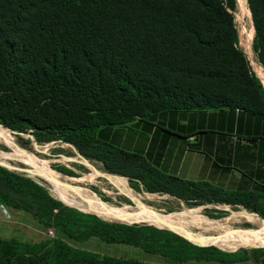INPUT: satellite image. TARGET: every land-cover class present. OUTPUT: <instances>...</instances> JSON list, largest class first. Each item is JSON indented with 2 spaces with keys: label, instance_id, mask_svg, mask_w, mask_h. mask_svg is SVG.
Instances as JSON below:
<instances>
[{
  "label": "trees",
  "instance_id": "trees-1",
  "mask_svg": "<svg viewBox=\"0 0 264 264\" xmlns=\"http://www.w3.org/2000/svg\"><path fill=\"white\" fill-rule=\"evenodd\" d=\"M236 4L0 0V126L22 141L27 134L37 143L72 145L110 173L139 179L147 192L168 193L194 206L238 205L264 219V189L229 191L183 180L100 135L105 128L152 119L165 110L239 108L264 117V86L239 44ZM248 4L253 49L264 66V0ZM1 205L28 213L42 227L76 242L97 238L176 263L264 264V246L229 252L147 223L108 221L66 205L36 179L3 165ZM53 241L0 236V264H147L87 250L57 251Z\"/></svg>",
  "mask_w": 264,
  "mask_h": 264
},
{
  "label": "rangeland",
  "instance_id": "rangeland-1",
  "mask_svg": "<svg viewBox=\"0 0 264 264\" xmlns=\"http://www.w3.org/2000/svg\"><path fill=\"white\" fill-rule=\"evenodd\" d=\"M247 4H248V0H245L246 6L243 10V8L239 5V0H237L236 9L234 11V16H235V22H236V26H237L238 34H239V44L241 48L243 49V51L246 53V55H248L249 57L247 48L244 45L247 39V36L242 32L243 24H245V26L248 29H250L251 24H253V19L251 23L250 17L246 10V8L250 10L249 4L248 5ZM251 17H252V14H251ZM254 34H255V30H254ZM253 39H254V35L252 38L253 58L258 63H260L253 49ZM249 61L251 62L250 58H249ZM2 127L8 130V128L4 126ZM129 128H131L130 125H129ZM8 131L14 139V143H16L15 145L18 148L25 150L33 157L34 159V160L32 159L33 164L31 165L29 163H26V161L24 160L22 161L19 160V158L8 156V154L14 153L15 148L17 147L10 146L4 139H0V156H1L0 162L1 161L4 162L12 170L25 173L28 176L36 179L38 182H40L41 184L45 185L48 188L49 192L54 198L62 201L66 205L75 207L83 212L93 213V214L100 216L99 214L93 212L92 210H89L85 208L84 206H81L77 202L71 203L69 200H67L63 196V190L50 184L38 172V169H36L35 167L38 168L42 166L43 164H46L51 170L61 173L63 175L62 179H64L65 183L67 184L69 183L73 186L78 185L79 186L78 188L80 190L97 197L101 201H107L113 205L123 206L124 204H127L132 207L135 206L134 208H136L137 202H134L135 200L133 199V197H137L139 198L141 204L145 206L148 205V207L155 209L157 212H164V213L174 212V211H180L184 208L199 207L200 215L206 216L209 219L213 218L212 220L221 221L223 222L225 226L228 225L227 227L232 228L233 230L257 228V225L252 224L251 222L247 221L245 217L238 214L239 212H244V211H247L253 214L250 210H247L242 206L226 205L222 203H206V204L194 206V205H189L184 200L179 199L168 193L147 192L144 189V185L141 183L139 179L130 178L128 176H124V175L117 174V173H110L109 171L106 170V168L100 161L96 159H92V158H86L85 156L78 154L76 148L72 145L65 144L62 142L37 143L30 135H27V134L22 135L24 138V141H22L10 130ZM26 140H29V142L25 143ZM24 156L25 158L30 159L28 157L29 155L24 154ZM62 168L67 169L68 173H65ZM67 176L76 177L82 180L80 182H77V181L73 182L69 180ZM121 184L123 187L121 186ZM5 208L7 209V213H4L2 210V207L0 206V236L16 237V238L27 240V241H39V240H44V239L54 240L52 244V248L57 251L61 250V251H69L72 253L81 254L83 251L87 250V251H93V252L99 253L101 255H112V256H117V257L133 258V259H137L138 261L144 262L147 264L149 263L150 264H256L253 260H244V261H237V262H232V263H220V262H215V261H195L193 260V261H187L183 263H176L161 255L147 253L143 251L142 249L135 247V246L123 245V244H107V243H104L98 240L97 238H91L90 240L85 241V242H76L63 235L58 234L56 231H54V234H50L46 228L42 227L37 222V220L34 219L28 213H25L23 211H18L20 212V215H17L15 214V212L17 211L10 209L8 207H5ZM209 213L212 214L214 217L209 216L208 215ZM100 217L102 218V216ZM104 218L105 220H108V221H118V222H124V223H147V224L156 226L157 228H160V229L171 230L170 228L161 227L155 223H149L144 220L130 222V221L123 220V219L119 220V219H113V218L107 219L106 217ZM259 222H260V219H259ZM191 230L195 233H200L206 236L218 235V232L208 231V230L206 231L204 229L197 228L194 226H191ZM186 235L190 236V238L192 237L189 234H186ZM194 239H192L194 244L214 245L222 250L229 251V252H234V251H239V250L249 251L252 248L264 246V243L256 244L252 246H244L241 244H226V243H215V244L214 243H203V242H210V241L200 242L201 240H198V239L194 240ZM218 245L236 246V247L222 248Z\"/></svg>",
  "mask_w": 264,
  "mask_h": 264
},
{
  "label": "crops",
  "instance_id": "crops-1",
  "mask_svg": "<svg viewBox=\"0 0 264 264\" xmlns=\"http://www.w3.org/2000/svg\"><path fill=\"white\" fill-rule=\"evenodd\" d=\"M100 135L183 180L229 191L264 189V117L243 109L165 110Z\"/></svg>",
  "mask_w": 264,
  "mask_h": 264
},
{
  "label": "bare ground",
  "instance_id": "bare-ground-1",
  "mask_svg": "<svg viewBox=\"0 0 264 264\" xmlns=\"http://www.w3.org/2000/svg\"><path fill=\"white\" fill-rule=\"evenodd\" d=\"M239 5L244 10V8L246 6L245 0H239ZM246 10H247V13L250 17V21L252 23V18H253V17H251L252 13L250 12V10L248 8H246ZM254 28L255 27L253 26V24H251L250 29H248L245 26V24L242 25V32L247 36V39H246L244 45L247 48L249 58L251 59V64H252L254 70L256 71L260 80H262V82L264 83V67L253 58L252 38L254 35ZM8 130L3 128L2 126H0V139H4L12 147H17L15 145L16 143H14V139H13L12 135L9 133ZM24 154L29 155L28 157L30 159L25 158ZM8 156H13V157L19 158V160H21V161L24 160V161H26V163H29L31 165L33 164L32 161L34 160L33 157L28 152H26L25 150L20 149L18 147L15 148L14 153H10V154H8ZM35 168L38 169V172L50 184H52L53 186H56V187L60 188L61 190H63V196L67 200H69L71 203L77 202L81 206H84L85 208L92 210L93 212L99 214L100 216H102V218L106 217L107 219L108 218L119 219V220L123 219V220H127L130 222L144 220V221L149 222V223H155L161 227H167V228L175 229V230H177L183 234H189L192 237H194L195 239L201 240L200 242L210 241V242H203V243L241 244L244 246H252V245L264 243V220L261 219L258 215L251 214L247 211L239 212V213L237 211L236 212L239 215H242L243 217H245V219L247 221L251 222L254 225H257V228L233 230L232 228H228L227 227L228 225L225 226L223 224V222H221V221L212 220L213 218L209 219L206 216L200 215L199 214V210H200L199 207L184 208L180 211H174V212H165V213L164 212H157L155 209L148 207V205L145 206V205L141 204L139 198H137V197H133V199L135 200L134 202H137L136 208H134L135 206L132 207V206L127 205V204H124L123 206L113 205L107 201H101L97 197L80 190L78 188L79 187L78 185L73 186L69 183L68 184L65 183L64 179H62L63 175L57 171L51 170L46 164H43L42 166H40L38 168L35 167ZM67 178H69V180H71L73 182H75V181L80 182L82 180V179H79L76 177H69V176H67ZM121 186H122V184H121ZM145 195H146V193H145ZM182 208H183V206H182ZM230 216H231V214H230ZM259 219H260V222H259ZM191 226L201 228V229H204L206 231L207 230L208 231H215V232H218V235H216L217 236L216 237L214 235L213 236H209V235L206 236V235H203L200 233H195L191 230ZM194 238H192V239H194ZM211 241H213V242H211Z\"/></svg>",
  "mask_w": 264,
  "mask_h": 264
},
{
  "label": "water",
  "instance_id": "water-1",
  "mask_svg": "<svg viewBox=\"0 0 264 264\" xmlns=\"http://www.w3.org/2000/svg\"><path fill=\"white\" fill-rule=\"evenodd\" d=\"M0 165H3V166H5V167H7V168H9L8 167V165L7 164H5L4 162H0ZM10 169V168H9ZM12 170V169H11ZM253 213V212H252ZM253 214H255V213H253ZM257 215V214H256ZM263 219V218H262ZM264 220V219H263ZM172 231H174V232H176V233H178V234H180V235H182V236H184L185 238H187L188 240H190L191 242H193L192 241V239L188 236V235H186V234H183V233H180V232H178L177 230H174V229H172V228H170Z\"/></svg>",
  "mask_w": 264,
  "mask_h": 264
},
{
  "label": "built area",
  "instance_id": "built-area-1",
  "mask_svg": "<svg viewBox=\"0 0 264 264\" xmlns=\"http://www.w3.org/2000/svg\"><path fill=\"white\" fill-rule=\"evenodd\" d=\"M1 207H2L3 212H4V213H7V209H6L4 206H2V205H1ZM48 232H49L50 234H54V230H53L52 228L48 229Z\"/></svg>",
  "mask_w": 264,
  "mask_h": 264
}]
</instances>
